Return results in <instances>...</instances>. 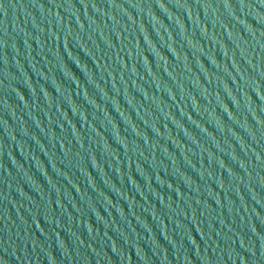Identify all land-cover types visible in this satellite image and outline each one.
<instances>
[{"label":"water","instance_id":"water-1","mask_svg":"<svg viewBox=\"0 0 264 264\" xmlns=\"http://www.w3.org/2000/svg\"><path fill=\"white\" fill-rule=\"evenodd\" d=\"M0 264H264V0H0Z\"/></svg>","mask_w":264,"mask_h":264}]
</instances>
